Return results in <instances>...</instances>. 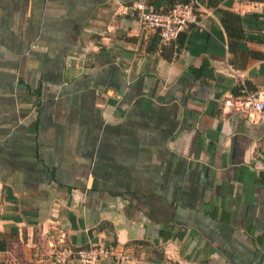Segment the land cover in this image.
Returning <instances> with one entry per match:
<instances>
[{
    "label": "crops",
    "instance_id": "0c3cea01",
    "mask_svg": "<svg viewBox=\"0 0 264 264\" xmlns=\"http://www.w3.org/2000/svg\"><path fill=\"white\" fill-rule=\"evenodd\" d=\"M136 1L0 0V264H264V0Z\"/></svg>",
    "mask_w": 264,
    "mask_h": 264
},
{
    "label": "built area",
    "instance_id": "2783aa9c",
    "mask_svg": "<svg viewBox=\"0 0 264 264\" xmlns=\"http://www.w3.org/2000/svg\"><path fill=\"white\" fill-rule=\"evenodd\" d=\"M196 0L186 2H176L166 9H155L152 6H146L141 1L133 4L135 19L138 24L145 29L155 32L160 42L175 40L177 34L186 25H198L199 15L195 11ZM242 98L235 100L225 99V105H233L236 109L244 112L252 110H261L264 105L258 101L252 92L242 90ZM107 252L95 246L85 248L62 247L52 258V264H65L74 259L82 264H96L99 256Z\"/></svg>",
    "mask_w": 264,
    "mask_h": 264
},
{
    "label": "trees",
    "instance_id": "16d2710c",
    "mask_svg": "<svg viewBox=\"0 0 264 264\" xmlns=\"http://www.w3.org/2000/svg\"><path fill=\"white\" fill-rule=\"evenodd\" d=\"M186 1H188V0H186ZM186 1H181V2H186ZM218 0H204V3H205V6H214L215 4H216V2H217ZM196 3H197V1H196ZM173 3H171L170 5H172ZM169 5V6H170ZM179 34V33H178ZM177 34V35H178ZM156 37H157V39H158V36H157V34H156ZM159 40V39H158Z\"/></svg>",
    "mask_w": 264,
    "mask_h": 264
}]
</instances>
